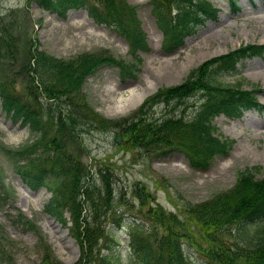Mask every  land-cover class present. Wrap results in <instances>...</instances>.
Listing matches in <instances>:
<instances>
[{"label":"rangeland","instance_id":"1","mask_svg":"<svg viewBox=\"0 0 264 264\" xmlns=\"http://www.w3.org/2000/svg\"><path fill=\"white\" fill-rule=\"evenodd\" d=\"M124 1L134 9L150 50L139 53L140 72L135 80L127 78L123 81L116 68L102 66L83 82L81 94L86 105L107 121L129 118L146 98L180 86L193 71L212 58L223 56L241 45L264 46V0H235L236 7L230 5V0H202L219 10L216 19L198 24L195 33L185 38L182 47L173 52L164 47V36L152 14L150 0ZM175 13L172 9L166 21L174 19ZM0 22L23 38L33 39L39 51L58 60L70 61L83 54H104L125 62L131 60L127 42L110 27L96 24L84 8L67 11L63 19L29 0H0ZM14 59L10 54L1 53L0 83L11 94H25L27 85L24 73L20 72L21 47L18 62L14 63ZM220 80L229 85L240 84L242 90L259 88L255 96L257 103L264 106V52L261 56L242 59L234 74L224 75ZM38 95H42L39 90ZM121 98L124 99L122 104L119 103ZM185 104L190 106L185 119L190 120L194 108L202 104L201 95L193 93ZM165 113V107L157 104L150 109L149 117L162 119ZM211 126L213 137L220 142H231V149L227 155H215L205 171L192 169L180 150L156 151L158 146H149L146 150L130 148L122 140L120 128H102L96 123L78 126L75 133L85 150L81 160L91 174L88 185L90 190L95 189L94 197L102 206L99 209L111 206L104 210L103 227L116 240L114 246L121 264H128L131 255L127 244L130 221L136 220L148 227L152 225L154 215L167 220L170 214L180 221H188L193 218L188 211L190 207L216 195L227 196L241 173L251 172L256 179L264 176V109L244 111L239 119L220 114L211 120ZM191 136L194 137L192 132L185 130L179 142L191 144ZM117 137L121 138V144L116 142ZM32 139L27 127L3 111L0 100V146L11 151L32 145ZM28 152L24 154L31 155L23 159L21 153L15 156L0 149V240L11 256L10 262L0 261V264H42L46 253L44 239L35 229L17 222L20 212L40 227L55 256L63 263L71 264L79 258L78 245L69 236L67 227L45 210L52 192L47 187L32 190L13 166L14 160L26 167L29 160L46 159L51 154L41 148ZM101 173L105 174L108 184L102 181ZM137 189L142 192H135ZM106 199L110 202L104 205ZM157 204L163 215L159 209L147 215L146 211ZM64 215L68 219L69 214ZM118 215L122 216L119 226L112 223V217ZM235 237V226H226L219 231L217 239L233 249ZM101 241L94 250L95 258L106 253ZM204 247L205 242L198 238L184 239L181 243L188 264H205L200 252Z\"/></svg>","mask_w":264,"mask_h":264},{"label":"trees","instance_id":"2","mask_svg":"<svg viewBox=\"0 0 264 264\" xmlns=\"http://www.w3.org/2000/svg\"><path fill=\"white\" fill-rule=\"evenodd\" d=\"M29 1L63 19L67 11L84 8L96 24L110 27L127 42L131 56L129 62L104 54H83L63 61L39 51L33 39L23 38L0 22V55L10 54L15 57L13 62L17 63L19 47L22 48L20 72L24 73L22 75L27 85L25 94L17 95L11 94L0 83L1 106L8 116L27 127L35 140L32 139V145L26 144L15 150L9 151L4 146H0V149L15 156L21 153L23 159L31 155L24 154L27 150L35 152L41 148L51 154L46 159L29 160L26 167L14 160L13 166L32 190L47 187L52 192L45 210L67 227L69 236L78 245L79 258L71 264H121L114 246L116 240L103 227L104 210L111 206L99 209L102 206L94 197L95 189L90 190L88 185L91 174L81 160L85 150L77 139L78 133H75L78 126L96 123L102 128H120L122 140L132 149L146 150L149 146H158L156 151L180 150L185 153L192 169L206 170L215 155H225L231 149V142H220L213 137L211 120L219 114L235 119L241 117L243 110L263 109L253 95L257 89L244 91L240 89V84L229 85L220 80L224 75L234 74L241 59L247 55H259L262 48L242 46L236 51L212 58L193 71L180 86L146 98L129 118L107 121L86 105L81 89L85 79L102 66L116 68L123 81L137 78L141 63L139 53L148 52L150 48L134 9L124 0ZM150 5L164 36V47L169 52L179 49L184 39L195 33L198 24L215 20L219 12L202 0H150ZM231 5L234 7L235 3L231 2ZM172 9L176 13L174 19L168 22L165 18ZM38 90L44 99L42 101H39ZM193 93L201 95L202 104L195 107L192 118L186 120L185 114L190 106L185 104V100ZM157 104H162L166 113L162 119L155 120L149 117V111ZM185 130L194 135L191 136V144L179 142ZM68 147H71L70 151ZM106 169L109 170L107 166ZM101 175L102 181L108 184L105 174ZM142 191L137 189L135 192ZM5 195L8 197L9 194L6 192ZM225 195H216L207 202L190 207L188 211L193 218L188 221H180L171 214L167 220L154 215L152 225L148 227L136 220L130 221L127 244L131 255L128 264H188L181 243L191 238L205 242V247L200 249L205 264H264V176L256 179L251 172H243ZM109 202L106 199L104 205ZM158 209L163 215L159 204L150 207L146 214L150 215L152 210ZM66 212L70 216L68 219L64 215ZM120 217L113 216L112 223L119 226ZM17 222L35 229L44 239L46 253L42 264H65L55 256L40 227L32 220L20 212ZM226 226H235L233 249L217 239L219 231ZM100 241L106 253H100L95 258L94 250ZM0 259L2 262L11 261L2 240Z\"/></svg>","mask_w":264,"mask_h":264},{"label":"bare ground","instance_id":"3","mask_svg":"<svg viewBox=\"0 0 264 264\" xmlns=\"http://www.w3.org/2000/svg\"><path fill=\"white\" fill-rule=\"evenodd\" d=\"M131 95H132V94H131ZM131 97H132V96H131ZM140 98H141V97H140ZM123 100H124V99L121 98V99L119 100V103L122 104ZM141 100H142V99H141Z\"/></svg>","mask_w":264,"mask_h":264},{"label":"water","instance_id":"4","mask_svg":"<svg viewBox=\"0 0 264 264\" xmlns=\"http://www.w3.org/2000/svg\"><path fill=\"white\" fill-rule=\"evenodd\" d=\"M117 142H118V143H121V140H120V138H117Z\"/></svg>","mask_w":264,"mask_h":264}]
</instances>
